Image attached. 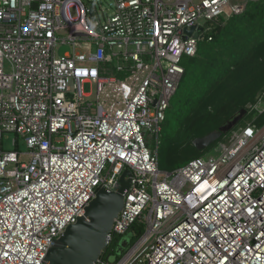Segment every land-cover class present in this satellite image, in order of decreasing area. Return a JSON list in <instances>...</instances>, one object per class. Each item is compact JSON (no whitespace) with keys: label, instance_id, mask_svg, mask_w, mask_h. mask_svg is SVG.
<instances>
[{"label":"built area","instance_id":"2783aa9c","mask_svg":"<svg viewBox=\"0 0 264 264\" xmlns=\"http://www.w3.org/2000/svg\"><path fill=\"white\" fill-rule=\"evenodd\" d=\"M104 1L98 13L94 1L0 0V264H51L48 248L125 169L107 246L142 217L146 228L95 264H264V125L173 172L145 140L197 51L196 28L256 0ZM57 43L71 50L57 56ZM252 108L264 111V92Z\"/></svg>","mask_w":264,"mask_h":264},{"label":"trees","instance_id":"16d2710c","mask_svg":"<svg viewBox=\"0 0 264 264\" xmlns=\"http://www.w3.org/2000/svg\"><path fill=\"white\" fill-rule=\"evenodd\" d=\"M182 64L184 73L165 120L157 134L145 135L164 172L202 157L208 147L227 143L240 127L264 125V111L252 108L264 92V0L250 1L238 13L206 22L195 55L184 57ZM241 110L245 113L240 121L228 128ZM216 131L221 136L204 150L192 145L194 139ZM116 242L108 245L111 250Z\"/></svg>","mask_w":264,"mask_h":264},{"label":"water","instance_id":"95a60500","mask_svg":"<svg viewBox=\"0 0 264 264\" xmlns=\"http://www.w3.org/2000/svg\"><path fill=\"white\" fill-rule=\"evenodd\" d=\"M195 26L184 28L190 36ZM200 33L202 27L196 28ZM245 110L235 117L237 121ZM221 136V131L211 132L206 136L193 140L192 145L199 151L204 150ZM120 188L108 191L100 187L94 198L84 209V214L76 222L68 225L55 240L47 252L46 258L51 264H95L96 260L107 248V239L114 219L122 209L124 195L131 185V172L125 169L119 178ZM134 228L132 227V230ZM130 234L123 237L117 247V253L123 254L130 239Z\"/></svg>","mask_w":264,"mask_h":264},{"label":"rangeland","instance_id":"374dc122","mask_svg":"<svg viewBox=\"0 0 264 264\" xmlns=\"http://www.w3.org/2000/svg\"><path fill=\"white\" fill-rule=\"evenodd\" d=\"M82 3H83V5H85V6H87L88 7V3H90V2H92V1H94L95 2V7H96V10L98 11V13L100 12V4L102 5V6H106L107 5V3L104 1V0H99L98 2H96V0H80ZM237 0H230V2L231 3H234V2H236ZM239 1H241V0H239ZM250 1H248V3H249ZM70 13H71V15L72 16H74L75 15V9H74V7H71L70 8ZM201 23L204 25V22L203 21H201ZM61 36L62 37H65L66 36V33H61ZM195 36H199V32H196L195 33ZM71 50V45L69 44V43H64V44H62V43H57L56 45H55V54L58 56V55H62V54H64V53H66V52H68V51H70ZM184 58V57H183ZM183 60V59H182ZM186 59H184V61H185ZM81 91L83 92V93H90L91 94V97H90V99H92V100H94L95 99V94H96V92H95V86L94 85H90V87H88L87 85H82L81 86ZM176 95H177V92H176V94L172 97V101L176 98ZM239 114H237L235 117H237ZM242 117V116H241ZM241 117L237 120V121H240V119H241ZM234 119L235 118H233L232 119V121L229 123V125H228V128H230V129H232L234 126H236V123H237V121H235L234 122ZM4 137H6V139H5V141H4V144H3V147H4V149H12V145H11V142H12V139L14 138V135L13 134H4L3 135ZM149 144L150 145H152V146H154V142L153 141H150L149 142ZM18 146H19V148L20 149H24V145L22 144V143H18ZM219 153V149H218V145H213V146H211V147H208L206 150H205V152L203 153V155H202V157H204V158H206L207 156H210V155H217ZM161 171H164L162 168H159ZM135 229H133V233H132V235L133 236H131V238L128 240V244H127V246H126V248L127 247H129L132 243H134L135 241H136V239H137V237L140 235V233L141 232H139V231H144L145 230V228H146V223H145V218L144 217H142L140 220H139V222L135 225V227H134ZM114 248L111 250V246H110V248H109V246H107V248L105 249V251L102 253V256L105 258V259H108V261H113V260H117V259H119L121 256H122V254H119V253H117V246H116V244L113 246ZM125 248V249H126ZM124 249V250H125ZM109 252H111V255L112 256H110V257H108L107 258V255H108V253ZM136 264V263H135Z\"/></svg>","mask_w":264,"mask_h":264}]
</instances>
